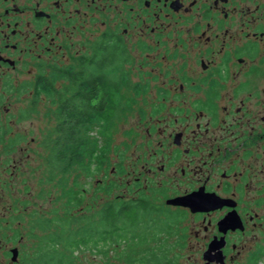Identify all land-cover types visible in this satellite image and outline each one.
Masks as SVG:
<instances>
[{
	"label": "flooded vegetation",
	"instance_id": "flooded-vegetation-1",
	"mask_svg": "<svg viewBox=\"0 0 264 264\" xmlns=\"http://www.w3.org/2000/svg\"><path fill=\"white\" fill-rule=\"evenodd\" d=\"M106 78L121 116L92 133L125 117L112 174L147 241L264 264V0H0V121L4 99L98 96Z\"/></svg>",
	"mask_w": 264,
	"mask_h": 264
},
{
	"label": "rangeland",
	"instance_id": "rangeland-1",
	"mask_svg": "<svg viewBox=\"0 0 264 264\" xmlns=\"http://www.w3.org/2000/svg\"><path fill=\"white\" fill-rule=\"evenodd\" d=\"M57 83L60 87L61 82ZM41 87L36 99L26 96L3 100L4 108L9 109V113L3 112L4 119L0 121V132L4 133L2 138L5 142V146L0 145V243L4 246L0 259L3 264H11L10 250L14 247L19 250V263L14 264H26L21 260L23 249L31 250L35 243L31 235V222L38 217H52L55 209L64 208L68 202L65 197L62 198L60 189L56 187L60 177L53 182H48L46 177L48 170L44 158L47 151L44 143L56 125L53 114L57 104L53 98L47 97L44 86ZM123 119L101 131L105 132V137H97L100 139V147L108 145L106 154L102 157L103 166L98 160L94 161L88 171L77 165L65 176V188L78 190L84 199V204L73 209L78 217L92 215V221L98 222L96 213L124 193V173L118 176L112 174L115 165L123 169L124 158L119 154L124 151L123 142L126 140L128 127ZM95 135L92 133V136ZM87 206L91 210L88 211ZM34 231L33 234L38 232L36 229ZM146 233L153 235L148 229ZM155 237L153 235L149 239ZM149 239V243L145 245L130 243L131 240L129 243L113 245L107 257L83 250L78 254L77 264H125L126 255L138 258L163 256L167 260L166 264H187L188 260L184 255L169 248L171 243L166 242L167 246L163 247L162 254ZM122 253L124 260L120 259Z\"/></svg>",
	"mask_w": 264,
	"mask_h": 264
},
{
	"label": "trees",
	"instance_id": "trees-1",
	"mask_svg": "<svg viewBox=\"0 0 264 264\" xmlns=\"http://www.w3.org/2000/svg\"><path fill=\"white\" fill-rule=\"evenodd\" d=\"M107 81V78L101 81L98 96L91 89L84 95H78L76 89L68 94L62 91L65 85L46 84V94L52 96L57 104L53 114L57 122L44 143L47 151L44 158L48 170L46 177L48 182L60 177L56 187L68 202L64 208L55 209L52 217H38L31 222V235L35 243L31 250L23 249L21 260L26 264H77L78 254L83 250L107 257L113 245L129 243V240L140 245L147 243L139 240L147 241L146 230L150 232V223L144 222L143 218L132 219L128 215L129 206L121 197L118 196L99 210L96 213L98 222L95 223L90 218L92 215L78 217L73 213L74 208L84 204V199L78 190H68L64 186L65 176L77 165H81L85 171L97 160L101 166L104 165L102 157L108 145L100 147L99 139L92 136V132L96 122L111 124L121 116V100L112 94V84ZM69 204L73 207L70 208ZM165 227L163 225L161 230ZM35 229L38 232L33 234ZM123 257L122 253L120 259L124 260ZM124 261L125 264L167 263L163 256L138 258L126 255Z\"/></svg>",
	"mask_w": 264,
	"mask_h": 264
},
{
	"label": "water",
	"instance_id": "water-1",
	"mask_svg": "<svg viewBox=\"0 0 264 264\" xmlns=\"http://www.w3.org/2000/svg\"><path fill=\"white\" fill-rule=\"evenodd\" d=\"M187 202L188 201H186V199H184V200H180V201H169L168 203L169 204H184V205H186ZM11 253H12L11 262L17 263L18 262V256H19L18 248L12 249Z\"/></svg>",
	"mask_w": 264,
	"mask_h": 264
}]
</instances>
